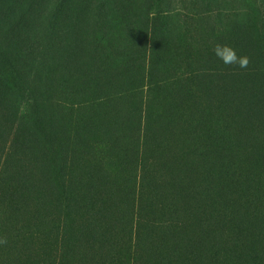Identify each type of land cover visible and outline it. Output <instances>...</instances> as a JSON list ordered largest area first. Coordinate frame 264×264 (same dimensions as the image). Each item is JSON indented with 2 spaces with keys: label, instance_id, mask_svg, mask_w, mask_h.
<instances>
[{
  "label": "rangeland",
  "instance_id": "1",
  "mask_svg": "<svg viewBox=\"0 0 264 264\" xmlns=\"http://www.w3.org/2000/svg\"><path fill=\"white\" fill-rule=\"evenodd\" d=\"M199 14L217 26L250 14L256 33H246L240 47L222 39L218 27L186 24ZM160 17L172 27L157 37V49L160 41L172 52L185 41L200 49L196 62L180 57V67L178 58L171 60L162 79L150 58L147 25ZM262 18L264 0H0V237L7 238L0 246L19 244L10 263L31 247L30 235L49 230L55 194L65 189L78 213L54 249L57 263L112 264L116 250L100 256V246L91 248L80 234L94 230L102 244L106 233L112 247L127 242L128 186L135 182L142 196L132 228L141 252L135 264H209L221 245L232 249L237 242L262 255ZM217 43L248 56V68L224 65L213 52ZM193 63L207 77L186 68ZM152 75L159 76L151 82ZM208 109L223 118L222 125L206 126L224 143L221 156L204 157L198 145L206 131L197 122ZM136 154L143 169L132 164ZM179 182L189 187L181 190ZM11 186L21 188L17 207L3 194ZM103 191L109 203L102 207L95 198L103 215L93 217L90 194ZM154 203L173 205L176 216L157 223L156 234L138 231L149 216L139 209ZM103 217L107 224H97Z\"/></svg>",
  "mask_w": 264,
  "mask_h": 264
},
{
  "label": "trees",
  "instance_id": "2",
  "mask_svg": "<svg viewBox=\"0 0 264 264\" xmlns=\"http://www.w3.org/2000/svg\"><path fill=\"white\" fill-rule=\"evenodd\" d=\"M236 18H239V17L237 16ZM184 20L188 21V22L185 21L186 24H192V26H194V24L195 25L196 24H199V25L209 24L211 26L218 27V31L222 34V39L224 38L226 42H233V41L238 40L236 43L240 47L242 46V43L244 42L243 36L245 35L246 37V33L247 35H253L256 33L254 29V20L250 14L244 15L243 18L239 22H237V20L233 21L232 24H229L228 22H224V24L220 26H217V24L213 21L212 17H209V15L205 16V14H199L194 19H191V20H189L188 18ZM262 20L264 23V18H262ZM159 21H160V25L156 26L157 22L159 24ZM170 24L171 22H166L161 17L159 19L154 18L147 23L148 27L150 26L149 27L150 30H148V32H150L149 43L151 42L150 58H151L152 63L154 65H157V70L155 71H156V74L161 75L160 79H162L164 76L168 74L167 73L168 70H171L170 68L172 64L170 61L173 60L174 58L175 59L178 58L177 62H179L180 67L182 66V62L179 59L180 57L187 58V59H193V60L196 57L200 58V49H197L196 48L197 46L195 47L193 45H188L186 41L180 42L179 45L181 46V48L178 50H174L173 52L171 51L169 47V43L165 44L164 42L161 43V41H160V47L157 49V45L159 44L158 43L159 40H157V37L161 38L163 35H165L166 34L165 31L172 27L170 26ZM212 24H215V25H212ZM200 47H203V46L200 45ZM205 49H207L205 50L207 54L210 53L211 56L213 55L210 52L211 48L207 47ZM194 62L196 61L194 60ZM190 66L193 67L192 72L194 73L197 72L200 77H207V74L204 73V71L206 70L199 68L198 63H193L192 65H189V67H186V68H190ZM180 69L181 68L176 70L174 66L172 67L173 72L179 71ZM157 76L152 75L151 82H153V79L154 78L156 79ZM153 86H154V83H153ZM108 100H111V99H108ZM199 114L201 115L200 112ZM204 117L205 119L203 118V120H200L199 122H197V126H199L200 129L206 131L204 132V134L203 133L201 134L200 141L198 142V145L200 146V150L202 152L201 154L204 157H210L211 153H214L215 157L218 155L221 156V147L223 146L224 143H220L218 141V136H216L215 133H213L210 127H206V126L207 124H210V125L215 124V126L222 125L223 118L221 116L220 117L222 119H220L219 117L215 118V115L212 109H208V111L204 113ZM136 134H137V131L135 132V136ZM143 147H144V152H145V149L146 150L149 149V145L147 141H143ZM157 147H160V146H157ZM215 160L219 163V165L222 164L221 163L222 159L218 158ZM135 163H137V166L139 165L140 168L142 169L144 168L143 160L140 159V155L138 154H136L135 160L132 161V164H135ZM126 165L127 164L125 161L123 162L122 167L125 168ZM122 174H118L116 177L118 178L123 177L121 176ZM216 176H218V174H216ZM216 176L215 174H213L212 179L215 178ZM126 178H128V176ZM130 178L132 177L128 178L131 181ZM103 180L104 179H101V178L99 179L100 182H102ZM115 181L117 182V180ZM59 183H61V181ZM179 184L181 185V188H180L181 190L189 187V183L179 182ZM260 188H261V185L258 184L257 185L258 191L260 190ZM128 190L130 192V195L132 196V201H131L132 207L129 211V217L131 218L133 215V219L131 221V229H129L126 232L127 237H128L127 242H125L124 244L122 243L121 246L115 245L114 247H112V246H108L107 244L108 237H106L107 236L106 233L100 234L102 238L103 236H105V241L103 239V243H102L103 245L99 244L100 241L97 239L99 233L94 230L88 231L87 233L86 231L87 228H86L84 233L80 234V238L81 236L86 239L89 238L88 242L91 243V248L95 249L97 248V246H100L98 247L99 250H101L100 256L104 255V253L106 254L110 248H112L111 249L112 251L116 250L114 253L115 257L113 258L112 264H135L141 258V252L139 251V244H137V239L135 240V242L133 239L132 228H133V221H134V212L137 208V201L139 202V205H140V203L142 202L141 200L142 196L140 194L139 198L137 197L138 189L136 186V182L130 183V185L128 186ZM142 192L143 190H140V193ZM3 194L5 197L10 199V207H13V206L17 207V205L22 200V196H20L21 188H15L14 186H11L7 188L5 193ZM55 195H57L55 197V202L57 203L58 208L56 212L50 218L49 220L50 222L48 221V223H51L52 225L49 227V230H47L44 233H41V234H39V232L35 233L39 235L37 238L30 235L28 242L29 243L31 242V244H29L31 247L26 252H24V250L22 249V252L24 253H18L17 255H15L14 258H15L16 264H61L62 259L60 261L58 260V263L56 261V258L54 256V249L56 246L60 244L61 241L64 240V239H61L60 237L63 236L65 238V234L67 233V228L75 224L76 217L74 216L78 212L75 208V202L72 196L69 194V192H67V190L63 189V191ZM90 195H91L90 199L93 200V202H91V207H88V210H90L89 212L91 213L93 217H97V216L99 217V215L102 216L103 208H100V210L95 211L97 205L95 204L96 202L94 200L95 198H97L96 199L97 203L101 204V206L104 207L108 205L109 203V199H108L109 194L106 191L99 192V194L97 195L99 197L101 196V198H98V196H96L95 193H91ZM260 196L264 198V194H261ZM175 208L176 207H173V205L171 204L168 206V205H164L163 203L162 204L159 203L156 205L154 203L145 209L143 207L140 208L138 211L139 213L143 211V213L145 212L150 217L148 216L142 219L140 218L141 219L140 222H144V224L138 227V231H142L146 234H149V233L156 234L158 232V229H160V227H157V225L164 223L162 222L164 219L168 221H173L172 219L177 214V210H175ZM103 219L104 221H101V222L97 220V224L99 223V224L106 225L107 218L103 217ZM125 223L127 222L125 221L124 224ZM63 224H65V226H62ZM129 225H130L129 223L126 224L124 228L130 227ZM107 227H110V226L107 225ZM136 236H138L137 232H136ZM16 239L19 242V238H15V240ZM90 239H92V241H90ZM43 241L45 243H43ZM15 243L17 242L11 243V245H9L11 248L10 251L12 252L11 254H5L9 246H6V247L0 246V264H11L10 263L11 255L13 254V252H15V249L19 247V244L18 243L15 244ZM47 243H48V248H46V245H45ZM46 250H48V254L45 253ZM107 254H110V253L108 252ZM88 264H92V263H88ZM102 264H107V263L105 261ZM209 264H264V253L260 255V254L248 252L243 247V245H241V243L239 242H237V244L232 249H225V245H221L216 250V252H214V255H212V257L210 258Z\"/></svg>",
  "mask_w": 264,
  "mask_h": 264
},
{
  "label": "clouds",
  "instance_id": "3",
  "mask_svg": "<svg viewBox=\"0 0 264 264\" xmlns=\"http://www.w3.org/2000/svg\"><path fill=\"white\" fill-rule=\"evenodd\" d=\"M214 55L226 66H234L239 69H247L250 58L246 55H238L237 51L227 44L217 43L213 48ZM7 244L6 237H0V245Z\"/></svg>",
  "mask_w": 264,
  "mask_h": 264
}]
</instances>
